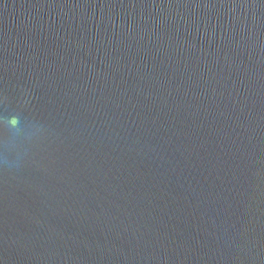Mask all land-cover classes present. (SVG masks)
Returning a JSON list of instances; mask_svg holds the SVG:
<instances>
[{
	"label": "water",
	"instance_id": "water-1",
	"mask_svg": "<svg viewBox=\"0 0 264 264\" xmlns=\"http://www.w3.org/2000/svg\"><path fill=\"white\" fill-rule=\"evenodd\" d=\"M0 264H264V0H0Z\"/></svg>",
	"mask_w": 264,
	"mask_h": 264
}]
</instances>
